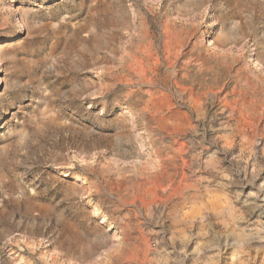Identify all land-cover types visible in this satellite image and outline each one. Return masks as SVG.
<instances>
[{
    "label": "rangeland",
    "instance_id": "rangeland-1",
    "mask_svg": "<svg viewBox=\"0 0 264 264\" xmlns=\"http://www.w3.org/2000/svg\"><path fill=\"white\" fill-rule=\"evenodd\" d=\"M0 264H264V0H0Z\"/></svg>",
    "mask_w": 264,
    "mask_h": 264
}]
</instances>
